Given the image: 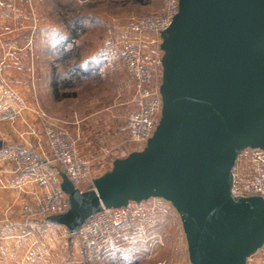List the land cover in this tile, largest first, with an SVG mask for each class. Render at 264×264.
Returning a JSON list of instances; mask_svg holds the SVG:
<instances>
[{"label": "water", "instance_id": "1", "mask_svg": "<svg viewBox=\"0 0 264 264\" xmlns=\"http://www.w3.org/2000/svg\"><path fill=\"white\" fill-rule=\"evenodd\" d=\"M159 50L161 111L144 147L85 190L54 167L66 208L42 220L73 235L103 209L159 198L190 264H247L264 248V196L236 195L234 167L264 151V0H178Z\"/></svg>", "mask_w": 264, "mask_h": 264}, {"label": "crops", "instance_id": "2", "mask_svg": "<svg viewBox=\"0 0 264 264\" xmlns=\"http://www.w3.org/2000/svg\"><path fill=\"white\" fill-rule=\"evenodd\" d=\"M39 1L0 0V151L33 153L45 162L43 171L56 172L54 167L57 166L43 132L46 125L59 126L76 138L78 156L90 163V177L80 187L85 190L93 178L111 168L114 158L124 157L135 148L118 130L123 117L120 110L110 113L102 105L89 113H71L69 107L57 108L69 98L67 93L61 92V85L62 89L65 85L63 82L60 85V79L64 78L56 72L53 57L39 55L36 50L42 42L49 46L54 40L58 41L60 37L54 39L52 34L60 28L44 17L46 12ZM72 1L81 6L86 0ZM74 12L86 15L80 10ZM40 31L45 33L43 38L39 36ZM145 42V61L159 74L161 68L155 63L151 49L155 46L159 51L160 42L157 44L152 36H146ZM157 60L159 62V56ZM131 86L133 88V84ZM6 109H20V118L13 122L2 119L1 114ZM247 150L250 152L245 154L244 150L235 163L234 179L264 172V151ZM35 176L36 173L16 171L9 161L0 159V264H82L80 243L75 235H69L60 225L27 217L22 212L24 205L33 207L38 196L53 190L48 185L39 186ZM144 202L112 209L115 218L126 225V243L142 240L140 233L135 234L142 216L147 223L143 230L148 231L153 225L160 233L163 232L161 226L167 223V214L173 215L165 204L156 202L159 208L151 205L148 210L149 205ZM173 216L175 221V214ZM260 251L263 253L256 256L257 252L247 264H264V248ZM117 258L118 253L111 252L100 264H116ZM185 261L179 264H190L187 258Z\"/></svg>", "mask_w": 264, "mask_h": 264}, {"label": "rangeland", "instance_id": "3", "mask_svg": "<svg viewBox=\"0 0 264 264\" xmlns=\"http://www.w3.org/2000/svg\"><path fill=\"white\" fill-rule=\"evenodd\" d=\"M166 2L167 0H86L79 6L74 5L72 0H40L39 5L47 14L44 13V17H48L49 22L60 28L52 34L54 39L56 36L60 37L58 41L54 40L49 46H44L42 42L36 50L39 55L53 57L56 72L64 78L63 81L60 79V85L62 82L65 85L64 89L61 85V92L67 93L69 98L57 108L69 107L71 113H89L103 105L110 113L120 110L123 117L131 111L134 89L121 65L116 43L128 36L123 29L131 18L153 14L163 8ZM79 10L86 13L85 17L74 12ZM44 35L40 31V38ZM156 51L158 50L153 46V58L160 66L157 59L158 56L160 59L161 52ZM146 53L150 58V51L147 50ZM83 70L87 72L84 73ZM248 152L250 151L246 150L245 154ZM156 202L171 208L175 221L171 218L173 215L167 214V223L161 226L160 231L163 232L160 234L157 233L158 230H154L153 225L148 231L143 230L147 223L143 216L139 218V229L135 234L140 233L142 240L125 243V251L117 252L116 264H179L188 259L186 241L176 211L168 202L159 198L148 199L144 204L149 205L148 210L151 205H156L154 209H157L159 207ZM259 253L262 254L263 251H258L256 256Z\"/></svg>", "mask_w": 264, "mask_h": 264}, {"label": "built area", "instance_id": "4", "mask_svg": "<svg viewBox=\"0 0 264 264\" xmlns=\"http://www.w3.org/2000/svg\"><path fill=\"white\" fill-rule=\"evenodd\" d=\"M177 11L178 0H167L159 11L131 18L123 29L128 36L116 43L121 65L134 89L131 100L133 109L123 117L118 130L135 150L144 147L155 130L161 111V74L156 73L145 61V37L152 36L158 44L160 33L169 26ZM1 64L2 60L0 70ZM20 116V109H6L1 114L2 119L12 122ZM43 134L55 165L75 187L80 188L89 179L91 169L90 163L77 154L76 138L53 124L46 125ZM0 159L9 161L16 171L36 173L35 181L39 186L48 185L53 188L51 192L38 196L33 207H22L27 217L42 220L65 210V196L58 188L60 179L56 172L43 171L45 162L40 157L19 150L2 149ZM233 191L240 196H264V172L235 179ZM73 235L80 243L82 264H100L105 255L124 250L126 225L115 218L112 209H103L86 220Z\"/></svg>", "mask_w": 264, "mask_h": 264}, {"label": "trees", "instance_id": "5", "mask_svg": "<svg viewBox=\"0 0 264 264\" xmlns=\"http://www.w3.org/2000/svg\"><path fill=\"white\" fill-rule=\"evenodd\" d=\"M91 71H92V70H91ZM83 72H84V73H86V72H87V70H83Z\"/></svg>", "mask_w": 264, "mask_h": 264}]
</instances>
